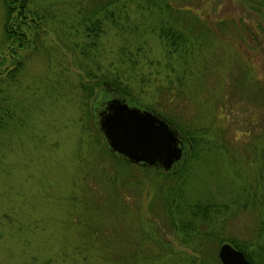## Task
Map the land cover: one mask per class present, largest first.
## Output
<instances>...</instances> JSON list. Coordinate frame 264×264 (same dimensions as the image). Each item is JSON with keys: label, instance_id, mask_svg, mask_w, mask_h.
I'll return each instance as SVG.
<instances>
[{"label": "rangeland", "instance_id": "1", "mask_svg": "<svg viewBox=\"0 0 264 264\" xmlns=\"http://www.w3.org/2000/svg\"><path fill=\"white\" fill-rule=\"evenodd\" d=\"M25 1L41 17L18 46L0 0V264H221L220 243L250 240L264 215V0H163L171 14L114 0L96 37L78 22L93 0ZM113 77L187 137L174 170L104 144L91 105Z\"/></svg>", "mask_w": 264, "mask_h": 264}, {"label": "water", "instance_id": "2", "mask_svg": "<svg viewBox=\"0 0 264 264\" xmlns=\"http://www.w3.org/2000/svg\"><path fill=\"white\" fill-rule=\"evenodd\" d=\"M97 100V101H96ZM103 142L111 153L130 162L174 170L185 158L188 139L179 127L154 109L125 96L103 80L91 105ZM221 264H250L244 252L222 242Z\"/></svg>", "mask_w": 264, "mask_h": 264}, {"label": "trees", "instance_id": "3", "mask_svg": "<svg viewBox=\"0 0 264 264\" xmlns=\"http://www.w3.org/2000/svg\"><path fill=\"white\" fill-rule=\"evenodd\" d=\"M114 0H102V1H91L89 5H86L83 9V14L78 18V22L83 25V28L87 33H91L94 37L97 36L100 27H99V19H98V13L101 12L105 16L109 15L110 17L113 14L112 9H108V6L112 4ZM150 2V5L156 6V3L154 0H146ZM5 8H6V16L4 19V37L5 39L9 40V43L16 42V45L22 46L25 43V32L27 29H30V27H35L37 23L40 20V15L37 13L38 11L36 9L30 10L25 0H2ZM17 3V5H16ZM160 7H165V12L171 14L172 12H175V8L170 6L166 1L160 0ZM15 11L14 16L11 15V12ZM28 13L30 14L29 19H27ZM91 15V16H90ZM38 19V22H35V19ZM15 22V23H14ZM160 34L165 37L168 40V44H174L177 45L178 41L181 39V35L179 33H176V29L173 26H167L164 28H160ZM12 43V44H13ZM15 44V43H14ZM10 55L12 54V45H9L8 47ZM16 60V59H15ZM15 67H18V61H14ZM17 65V66H16ZM104 77V76H103ZM104 80V79H102ZM111 86L117 87V89H121V91L125 92V88L120 87L118 82L114 77L105 79ZM99 84V80L95 79L94 85ZM92 91L90 90L88 94H90ZM114 154V153H113ZM116 155V154H115ZM172 174V173H170ZM169 206V204H168ZM198 204H196V207ZM201 207V206H200ZM193 211L195 214L201 213L204 215L206 213V209H197L193 208ZM264 212V210H263ZM263 212L261 214L263 215ZM258 222L255 223L253 227V237L250 240H234L233 238L230 239H221L229 241L231 245H233L236 248L241 249L244 252V255L249 259L250 264H264V215ZM181 228H188V225L184 223H178L177 229ZM252 250V251H251ZM194 262V260L191 261V263ZM202 260H199V264Z\"/></svg>", "mask_w": 264, "mask_h": 264}, {"label": "bare ground", "instance_id": "4", "mask_svg": "<svg viewBox=\"0 0 264 264\" xmlns=\"http://www.w3.org/2000/svg\"><path fill=\"white\" fill-rule=\"evenodd\" d=\"M136 165V164H135ZM139 165V164H138Z\"/></svg>", "mask_w": 264, "mask_h": 264}]
</instances>
